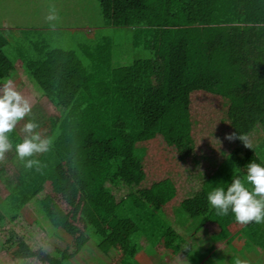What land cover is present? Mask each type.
Listing matches in <instances>:
<instances>
[{"label":"trees","instance_id":"obj_1","mask_svg":"<svg viewBox=\"0 0 264 264\" xmlns=\"http://www.w3.org/2000/svg\"><path fill=\"white\" fill-rule=\"evenodd\" d=\"M98 1L104 25L90 29L92 37L74 38L69 49L40 33L46 43L26 42L27 36H20L31 49L14 51L9 33L0 29V87L21 61L31 83L55 112L49 122L40 118L44 135L35 129L49 141L45 152L24 160L16 155L15 145L28 135L23 131L28 117L6 134L13 147L0 160V184L8 191L5 197L0 194V249L14 264H67L77 254V249L71 254L60 249L49 254L30 244L39 210L49 214V220L76 245L94 242L103 255L118 256L116 264H140L133 253L137 245L146 253L168 242L185 246L177 234L178 218L183 217V227L190 220L204 227L203 214L214 209L208 193L216 187L226 190L232 182L225 179L229 161L236 178L240 174L246 178L250 162L264 167L256 142L248 148L240 139L216 141L232 133L249 139L256 128L264 135V0ZM125 26L133 33L120 35L133 58L126 54L113 59L99 44L109 38L101 33L111 28L119 34L114 27ZM84 58L89 68L83 66ZM200 92L213 96H197L192 102V95ZM210 97L221 101L223 118H217L221 124L217 129L214 122L205 124L208 137L199 147L192 134L201 121L199 116L192 121V107L195 100L212 106ZM91 108L101 115L99 125L91 126L81 116ZM58 111L63 112L61 119L56 117ZM170 123L188 128L173 132ZM157 137L172 148L179 145L176 139H182L183 148L191 151L172 155L177 167L187 171L181 185L186 199H179L174 183L149 184L146 179L147 144ZM215 148L221 152L204 153ZM194 150L199 153L192 156ZM188 159L191 162H185ZM214 160L223 163H215V169ZM7 167H12L13 175ZM209 167L215 169L213 175ZM200 169H205L203 174ZM58 182L66 210L46 193L49 183ZM44 193L49 197L41 205ZM176 195L183 201L167 208L171 213L164 211ZM187 247L185 256L195 259L196 252Z\"/></svg>","mask_w":264,"mask_h":264},{"label":"rangeland","instance_id":"obj_2","mask_svg":"<svg viewBox=\"0 0 264 264\" xmlns=\"http://www.w3.org/2000/svg\"><path fill=\"white\" fill-rule=\"evenodd\" d=\"M52 16L55 17L54 19H47V17ZM104 25V18L101 13V8L99 5L98 0H0V28H3L4 31L8 34V39L10 40V43L12 46H10L11 49H14V51L17 50L18 47L23 48L24 52L29 51L31 48L27 46L26 42L35 41L38 42L41 40V37L37 34L43 33L45 35H48L51 40H54L55 43H59V45H62V48L69 49L68 46L71 41H73L74 38H81L83 33L78 32L79 28H84V33H87L88 29L92 31L93 28L96 26L101 27ZM115 31L118 33H113L111 28H106L105 31H102L101 35H106V37H109L107 41H104L101 44L104 48H108L110 53L113 55V59L117 57V59H120V57L126 56L127 54V44L123 41L122 36H130L132 32V28L130 26L125 27H114ZM90 36L93 34L91 31L89 32ZM19 34V35H18ZM121 34V35H120ZM19 36V37H18ZM20 36H27L26 42H23L24 39H21ZM46 37V36H45ZM40 44V43H36ZM74 42H72L71 47L73 46ZM21 45V46H18ZM125 46V47H124ZM122 47V48H121ZM106 48V49H107ZM107 52V51H105ZM14 55V54H11ZM137 53H135L134 57H137ZM15 56V55H14ZM127 56L131 59L133 58V55L130 53L127 54ZM83 66L86 68L88 67L89 60L87 58H84L82 61ZM8 76H12L10 80L13 81V83L16 86H29L31 84L30 77L27 75L23 70L17 69L14 73L8 74ZM3 84L1 85V87ZM193 94L191 97V100L193 102V99H195L197 96H213L211 94H206L203 92H200ZM82 99V96L79 97L80 101ZM211 105L205 104L207 106H204V103L201 102V100H195L193 104L192 109V121L196 120L199 116V120L201 121L200 125L193 131L192 137L197 142V145L199 147H203L205 145V140L208 137V132L206 131L205 124H209L214 122L212 125L214 128L221 127V124L217 121V118H223V105L221 101L218 99H214L213 97H210ZM90 109V108H89ZM92 110H83L81 113V116L92 126V125H99V122H101V115H99V111L95 110L94 108H91ZM51 113V115H50ZM54 110L51 109L48 105L39 104L37 106L31 105V113L26 116L30 119V122H38V130L41 134H45L47 131H44V127L41 128L40 122H43L40 118L41 116L46 117V122H49L51 116L54 115ZM58 119L64 117L62 111L57 112ZM36 120V122H35ZM196 122H194L195 124ZM264 124V123H262ZM49 126L50 124L47 123ZM264 126V125H263ZM188 126H185L183 124L182 127L179 126L178 123H170L169 129L171 131L175 132H184ZM180 129V131H179ZM211 129V128H210ZM193 130V129H192ZM264 135L261 133V129L256 128L255 131L252 133V135L247 139L248 144L252 145L254 142H256V148L257 153L261 154V158L264 160ZM174 140V139H173ZM171 140V141H173ZM179 142V145L172 148L168 146V143L166 140H164L161 137H157L154 141L149 144H147V147L149 146V157L145 161L144 165V173L146 176V179L148 183L153 182H163L166 184H175V188L177 189L176 192L179 194V199H186L187 195H184L183 191L181 190V185H183L186 182V174L179 166L177 167L176 163H174V160H172V155L175 154V156H180L182 151L187 153H190L191 151L188 149H184L182 146V139L177 140ZM219 143L223 141L225 144L226 142V136L222 139H217ZM228 141V140H227ZM262 145V148H261ZM223 147V146H222ZM225 147V146H224ZM216 152H221V150L218 149H208L207 152H204L205 154H215ZM198 151H193L192 156L197 155ZM8 157V156H7ZM176 158V161H178V158ZM196 158V156H195ZM215 158V157H214ZM204 160L207 161L205 158ZM185 162H191L190 159H188ZM215 168V163L222 164L223 161H212ZM212 164V163H208ZM188 166V165H187ZM186 166V167H187ZM227 166V164L225 165ZM184 167V169L186 168ZM227 177L226 180L232 181L235 173V168L231 161L228 162L227 168H224ZM223 170V172H224ZM205 169L201 170L200 173H204ZM13 173V170L10 171ZM182 173V174H179ZM237 174V173H236ZM237 176V175H236ZM242 181L245 180L243 175L240 174L238 177ZM223 179V177H222ZM189 182V181H188ZM219 183H221V180H219ZM246 187L247 183H246ZM61 189V185L58 184H48V187L46 188V193L50 195L51 199H55L56 204H59V208L61 207L63 210L67 209V206L62 201L61 196L59 195V190ZM185 193L188 192V187L186 186V189L184 191ZM8 191L5 186L0 184V194L2 196L7 195ZM44 193V196L41 195V201L40 204H44V200H47L49 196ZM46 195V196H45ZM178 196L176 195L174 199V204L178 202H182V200L178 201ZM40 199V197H39ZM33 200V199H32ZM35 200V199H34ZM51 202V200H50ZM48 202L49 205H53V203ZM179 203V204H180ZM34 206H39L34 201L32 202ZM46 206V205H45ZM44 206V207H45ZM43 211V210H42ZM26 213V212H25ZM56 213V212H55ZM36 216V222L34 223V226L32 228L34 229L31 235H33V238L30 239L31 245H34L36 247H43L46 252L49 254H56V250L60 249L63 250L69 254L73 253L74 249L77 251V254H74L72 258L67 259V264H116L115 261L118 259V256H113L110 258L109 255H103V253L98 249V247L95 245L94 242L89 243L87 246L80 245L75 243V240L71 238L68 235H65V232L61 228H57L49 220V214L45 213L43 211L40 212L37 211ZM58 214V213H57ZM54 216H57L54 214ZM79 225L82 229H85V223L83 220H80ZM20 228V226H19ZM24 234H28V231H23ZM204 235L202 236V238ZM201 238V237H200ZM85 247V248H84ZM190 253L196 252L197 256L198 254V244L197 242L192 245H190ZM139 255L143 253L142 250H139ZM180 256L184 258L183 254ZM141 257V256H140ZM145 259V256H144ZM0 261L2 264H14L11 262L9 256L3 250L0 249ZM145 261V260H142ZM35 264H40L39 262H36ZM167 264H172L168 262Z\"/></svg>","mask_w":264,"mask_h":264},{"label":"crops","instance_id":"obj_3","mask_svg":"<svg viewBox=\"0 0 264 264\" xmlns=\"http://www.w3.org/2000/svg\"><path fill=\"white\" fill-rule=\"evenodd\" d=\"M0 29L4 31L3 28ZM78 32L83 33L81 37L83 39L92 37V34L88 36V31L84 33V28H79ZM36 43L41 44L46 42L44 38H41ZM17 69L23 70L21 61L16 64ZM16 90L28 100L30 105H50L47 99L37 92L32 83L28 87L16 86ZM11 169L12 167H7L8 171ZM215 169L209 167V174L213 175ZM10 175H13V173L11 174L10 172ZM193 191L196 192L197 189H193ZM174 205L171 203L165 206V209ZM164 211L171 213L168 209ZM181 218L183 219V217H180L178 218L180 220L177 221V234L186 241L185 246L182 242H168L157 246L152 252L146 253L141 246L137 245L133 249L135 261L140 264H167L168 262L172 264H235L236 260H241L247 261V264H264V222L256 223L253 221L246 225L240 224L235 220L232 212L229 213V216L225 217L217 215L216 210L211 208L203 214L204 227L201 229L198 228L196 220L188 221L183 227V223L180 222ZM193 235H197L196 238L198 239L192 241L191 237ZM203 235L204 237L202 238ZM252 236L253 238H251ZM253 239L254 241L256 240V243ZM194 241L198 244V250L196 251H198L199 256L196 255L195 259L192 260L185 256L183 249L188 246L187 244L191 245ZM187 248H190V246ZM139 250H142L141 253L143 255H139ZM180 254H183L184 258Z\"/></svg>","mask_w":264,"mask_h":264},{"label":"clouds","instance_id":"obj_4","mask_svg":"<svg viewBox=\"0 0 264 264\" xmlns=\"http://www.w3.org/2000/svg\"><path fill=\"white\" fill-rule=\"evenodd\" d=\"M55 17L49 16L51 20ZM31 113V105L19 91L16 90L12 80H6L0 87V160L5 153L9 152L13 145L9 134L13 131L18 121L23 120ZM38 125L28 122L24 125L23 131L28 135L23 142L15 145V152L19 159L24 160L34 153L45 152L48 149L49 141L42 140L39 133L35 132ZM228 140L240 139L249 148L247 137L237 136L235 133L226 136ZM29 160L27 166H32ZM247 175L244 181L240 178H233L232 182L224 187H216L208 193L207 200L216 214L227 216L229 210L240 224L249 222H264V167L255 162L246 165ZM246 183L252 186L251 190ZM235 264H247V261L236 260Z\"/></svg>","mask_w":264,"mask_h":264}]
</instances>
